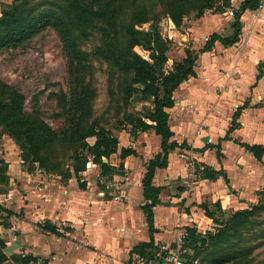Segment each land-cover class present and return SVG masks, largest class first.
<instances>
[{"label":"crops","instance_id":"obj_1","mask_svg":"<svg viewBox=\"0 0 264 264\" xmlns=\"http://www.w3.org/2000/svg\"><path fill=\"white\" fill-rule=\"evenodd\" d=\"M243 1L227 15L213 12L186 16L180 29L169 18V34L160 30L179 51H169L171 59L181 61L187 50L193 52L196 76L177 88L175 104L167 109L174 133L171 141L187 143L191 149L171 151L168 167L155 171L153 185L161 188V204L153 208L157 232L147 253L163 246L187 248L188 228L205 233L196 217L203 216L208 226L213 220L205 215L202 204L213 208L220 202L224 212H235L256 204L259 192L264 191V156L258 160L241 145H264V12L247 10L242 14L236 44L225 46L217 40L206 49L214 34L233 35L232 15ZM254 24V32H250ZM136 51L149 58L142 47H136ZM245 104L235 129L229 133L235 114ZM116 132L120 148L132 147L137 152L122 160L119 151L112 156L116 161L110 160L114 168L124 165L120 170L123 175L115 174L112 180L120 187L121 196L118 192L107 198L102 195L104 176L101 167L93 163L81 176L97 173L96 190L90 189V182L89 190L81 189L76 177L65 180L42 169L31 171L9 164L10 189L0 194V205L13 213L0 216V243L5 244L3 250L8 257L3 264H21L26 255L38 258L37 264H130L140 253L135 248L151 242L142 209L147 203L142 180L145 164L161 151V137L154 130L137 137L131 136L129 128ZM189 160L199 171L193 173ZM207 170L217 172L216 179L205 178ZM176 184L181 187L179 192L174 191ZM184 200L187 211L180 210L179 203ZM46 221L60 234L44 231Z\"/></svg>","mask_w":264,"mask_h":264},{"label":"trees","instance_id":"obj_2","mask_svg":"<svg viewBox=\"0 0 264 264\" xmlns=\"http://www.w3.org/2000/svg\"><path fill=\"white\" fill-rule=\"evenodd\" d=\"M149 0H13L4 4L0 16V51L4 48H18L30 42L43 31L53 30L62 43L67 56L66 90L53 92L52 97L64 114V122L59 130L54 129L36 111L26 110V96L16 86L7 84L0 79V127L6 129L22 149V159L29 163V170L39 168L52 174L61 175L65 180L73 177L79 182L81 189L87 188V182L81 174L87 170L89 163L99 165L103 176L112 177L122 174L124 165L112 167L111 157L119 151L122 160L137 155L132 147L120 148V140L116 131L129 128L132 137L139 133L154 130L161 137V151L145 164L146 172L142 180L143 194L147 203L142 207L149 227L151 242L135 248V251L145 253L147 247L154 242L155 216L153 208L161 204V188L153 185L157 168H167L169 154L177 148L187 147V143L179 144L171 141L174 133L169 127L168 108L174 106V92L191 77L196 76L194 70L196 56L187 50V56L181 61L170 60L168 52L172 41L163 37L158 26L159 18L153 13L155 6H149ZM167 16L177 28H181L184 18L196 11L204 15L206 10H213L210 0H162ZM229 1V0H228ZM259 0H244L238 10H234V33L230 37L214 34L206 49H210L219 40L225 46L239 42L242 30V14L258 7ZM225 7H228V2ZM220 7L218 12L224 13ZM150 24V28L139 29L138 26ZM97 28L101 33L102 46L96 49L97 55L106 60L113 74L122 77L119 87L121 103L124 105L122 116L117 119L113 128L104 126L95 117L93 100L96 91L93 87L91 74L92 65L87 54L81 49L79 42L87 38L90 30ZM142 47L149 52V58H144L136 51ZM114 76V75H111ZM142 105L141 110H130L134 105ZM245 104L235 114V120L229 130L236 127V118ZM59 116V115H57ZM56 116V117H57ZM229 135L225 137L228 139ZM94 139V143L89 140ZM258 160L264 156V145L241 144ZM58 147L72 150L71 166L63 167L60 161H52V151ZM220 149V148H219ZM220 155V150H218ZM108 160V162H105ZM0 194L10 189L8 164L0 160ZM217 172L205 171L203 176L216 179ZM104 187L103 185H101ZM259 200L249 208L233 212L229 220L220 219L224 210L220 202L210 208L202 204L205 215L216 225L225 224L227 230H238L251 219L264 213V191L259 192ZM1 213L7 216L13 214L0 205ZM43 230L60 234L58 228L50 221L42 226ZM220 229L217 235L208 232L213 237L221 236L225 231ZM188 240L191 247H197L206 242V237L194 228H188ZM4 243H0V264L8 260L4 253ZM197 257V256H196ZM38 258L33 255L22 257L21 264H37Z\"/></svg>","mask_w":264,"mask_h":264},{"label":"rangeland","instance_id":"obj_3","mask_svg":"<svg viewBox=\"0 0 264 264\" xmlns=\"http://www.w3.org/2000/svg\"><path fill=\"white\" fill-rule=\"evenodd\" d=\"M239 1L210 0L214 4V9L206 10L205 13L218 12L219 8L223 7L225 8V12L222 14L227 15L229 11L236 9ZM12 2L13 0H0V16L3 5L11 4ZM227 2L228 7H225ZM148 4L149 6H155L153 13L159 18L158 26L160 30L164 31L165 34H169L167 25L169 17L165 11L166 7L163 1L149 0ZM188 16L195 17L197 16V12L193 11ZM137 28L147 30L150 28V24L138 26ZM254 29L255 24L250 28V32H254ZM89 34L87 38L79 42V45L87 54L92 65L91 80L96 91V97L93 100L94 115L104 126L115 130L114 127L117 125V119L122 116L125 108L121 103V90L119 87L122 77L113 74L109 63L95 52L103 44L99 29H91ZM165 38L172 41L168 35ZM176 47L175 42L172 41L170 52H179L175 49ZM170 60L173 61L174 59L170 58ZM66 68L67 56L63 50L62 43L58 35L50 29L43 31L30 42H26L24 46L4 48L0 51V79L7 84L16 86L24 93L27 99L26 110L38 112L56 130L62 127L64 114L57 106L52 94L53 92L67 89ZM140 106V104L135 103L130 110H138L137 108H140ZM115 133L117 134V132ZM89 142L94 143V139H90ZM21 154L22 149L19 144L6 133L5 128L0 127V160L6 162L8 166L14 163L27 169L29 163L24 162ZM51 155V162L60 161L64 168L72 164V160L70 159L72 155L71 149L58 147L52 151ZM111 161L115 162L116 159L112 157ZM34 167L33 171L37 169L41 170L38 162L34 164ZM92 168L95 167L92 165ZM96 168L99 170V166H96ZM8 171H10L9 168ZM96 174L94 172L82 175V179L87 184L88 182L91 183L90 189L93 187L96 190ZM116 177L115 175L112 177L104 176V178H101V181H104L105 183L103 184L106 186V182L109 179L113 180ZM178 184L175 185V192H179V188H181ZM190 188L187 187V189ZM87 189L89 190L88 187ZM113 190V193L119 192L116 188ZM168 194L171 195V190H169ZM97 197L100 196L97 195ZM179 205L181 211L189 210L185 206V200L181 201ZM102 209L106 210V208ZM232 215L233 211H225L224 216L220 215L219 218L229 220ZM196 220L198 224H201L203 230H207L203 233L207 238L206 242L204 244L200 243L195 248L191 247V245H186L187 248L185 250L197 256L201 264H264V213L251 219L250 222L238 230H227L228 228L225 227V224L216 225L213 222L208 226L203 216H197ZM220 229L227 230L222 237H213L208 234V232H212L215 236L219 233Z\"/></svg>","mask_w":264,"mask_h":264},{"label":"built area","instance_id":"obj_4","mask_svg":"<svg viewBox=\"0 0 264 264\" xmlns=\"http://www.w3.org/2000/svg\"><path fill=\"white\" fill-rule=\"evenodd\" d=\"M256 12L259 14L264 12V0L258 1ZM209 39L206 38L205 40L208 41ZM189 163L191 164L193 173L199 171L193 160H189ZM115 188L119 190L117 192L121 196L120 187L117 188V184L112 180H108L102 195L107 196L108 194H112ZM115 198L118 199L119 196ZM130 264H201V261L198 257L192 255L191 252L186 251L182 245H179L176 249H168L163 246L153 252L137 253L133 256Z\"/></svg>","mask_w":264,"mask_h":264}]
</instances>
